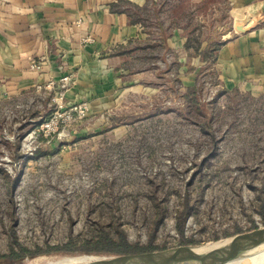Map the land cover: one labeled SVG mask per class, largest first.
Listing matches in <instances>:
<instances>
[{
    "label": "rangeland",
    "instance_id": "rangeland-1",
    "mask_svg": "<svg viewBox=\"0 0 264 264\" xmlns=\"http://www.w3.org/2000/svg\"><path fill=\"white\" fill-rule=\"evenodd\" d=\"M260 2L122 3L144 38L80 56L48 48L31 59L44 78L24 87L0 64V264L117 254L64 250L102 233L151 251L264 225V82L228 88L206 63L224 39L264 27ZM19 243L46 252L3 257Z\"/></svg>",
    "mask_w": 264,
    "mask_h": 264
},
{
    "label": "crops",
    "instance_id": "crops-1",
    "mask_svg": "<svg viewBox=\"0 0 264 264\" xmlns=\"http://www.w3.org/2000/svg\"><path fill=\"white\" fill-rule=\"evenodd\" d=\"M143 2L0 0V64L6 68L4 75L9 78L6 82H14L15 87L41 82L44 73L31 68V59L48 57V50L52 48L59 51L58 54L66 51L68 55L79 53L80 56L83 47L101 52L124 45L129 40L144 38L146 34L139 23L134 22L120 6L122 3L142 5ZM257 5L264 6V2ZM87 33L95 38L92 46L80 44L81 37ZM178 42L182 44L185 39L180 37ZM201 51L198 49L194 55L198 61ZM104 54L107 56L108 53ZM53 56L50 54L49 57ZM209 56L206 63L214 62L221 82L228 88L264 82V27L247 28L224 39ZM103 61V72H107L106 58ZM42 65L48 66L47 63Z\"/></svg>",
    "mask_w": 264,
    "mask_h": 264
},
{
    "label": "water",
    "instance_id": "water-1",
    "mask_svg": "<svg viewBox=\"0 0 264 264\" xmlns=\"http://www.w3.org/2000/svg\"><path fill=\"white\" fill-rule=\"evenodd\" d=\"M264 241V225L234 234L223 244L197 251L198 245H178L166 249L106 255L84 264H168L194 261L200 264H219L231 260Z\"/></svg>",
    "mask_w": 264,
    "mask_h": 264
},
{
    "label": "trees",
    "instance_id": "trees-1",
    "mask_svg": "<svg viewBox=\"0 0 264 264\" xmlns=\"http://www.w3.org/2000/svg\"><path fill=\"white\" fill-rule=\"evenodd\" d=\"M189 210L188 203H185L184 208L181 210L180 215H178L177 220V228L180 232H182V225L186 216V212ZM189 240L183 239V243H187ZM91 243V244H90ZM90 244V245H88ZM71 245V243H70ZM19 250L12 251L10 255H4V258L10 260H16L22 258L23 256H35L39 253L46 252V250L37 248L36 250L28 249L26 246L22 244H18ZM68 247V246H67ZM65 247L64 250H72V251H86V252H116L117 254L120 253H133V252H141L148 250V247L138 246L137 244H133L127 241L124 235H119L117 239L112 238L110 235L106 233H102L97 240L94 242L85 241L83 245L79 248H67ZM60 249V248H58Z\"/></svg>",
    "mask_w": 264,
    "mask_h": 264
},
{
    "label": "bare ground",
    "instance_id": "bare-ground-1",
    "mask_svg": "<svg viewBox=\"0 0 264 264\" xmlns=\"http://www.w3.org/2000/svg\"><path fill=\"white\" fill-rule=\"evenodd\" d=\"M226 241H227V239H224V240L215 241V242H220L219 244L207 243V244H203V245H198V246H195L194 249L197 251H204V250L209 249V248L217 247ZM263 254H264V241L261 242L260 244H258L256 247L244 252L243 254H241V255H239V256L231 259V260L219 263V264H247L251 260H253V259H255V258H257ZM35 264H56V263L54 261L51 262L50 260L47 261V259L43 258V256H42V257H38L35 259ZM168 264H200V263H197L194 261L193 262L188 261V262H173V263H168Z\"/></svg>",
    "mask_w": 264,
    "mask_h": 264
}]
</instances>
